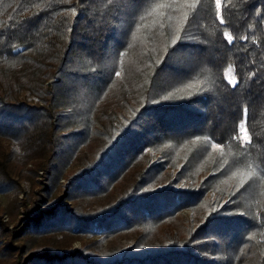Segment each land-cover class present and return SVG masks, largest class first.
I'll return each instance as SVG.
<instances>
[{
	"label": "trees",
	"instance_id": "1",
	"mask_svg": "<svg viewBox=\"0 0 264 264\" xmlns=\"http://www.w3.org/2000/svg\"><path fill=\"white\" fill-rule=\"evenodd\" d=\"M0 193V264H264V0H0Z\"/></svg>",
	"mask_w": 264,
	"mask_h": 264
},
{
	"label": "rangeland",
	"instance_id": "2",
	"mask_svg": "<svg viewBox=\"0 0 264 264\" xmlns=\"http://www.w3.org/2000/svg\"><path fill=\"white\" fill-rule=\"evenodd\" d=\"M225 76H226V79L228 80L229 83L233 84L234 83V80L233 78L231 77V71H226L225 73ZM44 178L42 176L41 173H39L38 175V178L36 179V188H39V186L42 184L45 188H47L45 182H44ZM61 185H63V182H61ZM19 188L21 190V193L17 196V200L18 202H23L24 200V196H23V192H29V189L30 187L27 186L26 183L24 182H21L20 185H19ZM35 187L33 189H36ZM60 195V193H59ZM9 197L6 195V194H1L0 193V220L2 223L4 224H8L9 223V218H8V215L3 212L6 210V207L7 205L9 204ZM36 200H38L40 203H37ZM47 202V196L43 195V194H38L36 193L35 195H32L30 197V200L28 202V204L26 205L25 209H22L20 207L19 209V216H18V224H23L27 221H30L31 217H30V214L28 213V209L31 207V208H36V214L38 215H42V216H45L46 213L44 212V205L45 203ZM181 215L183 217H185L186 219H190V212L189 211H184L181 213ZM22 221V222H21ZM13 227V225L9 224L8 226V229H11ZM80 247V243L78 242H75L71 245L70 249H69V252H72L74 250H77L79 249Z\"/></svg>",
	"mask_w": 264,
	"mask_h": 264
},
{
	"label": "snow or ice",
	"instance_id": "3",
	"mask_svg": "<svg viewBox=\"0 0 264 264\" xmlns=\"http://www.w3.org/2000/svg\"><path fill=\"white\" fill-rule=\"evenodd\" d=\"M194 6V5H193ZM217 6H218V9H219V0H217ZM221 23H223V21L221 20ZM225 36L227 37L228 36V34L227 33H225ZM229 42H231V38L229 37ZM117 75H118V73H117Z\"/></svg>",
	"mask_w": 264,
	"mask_h": 264
}]
</instances>
